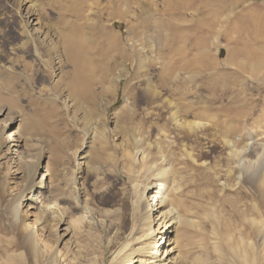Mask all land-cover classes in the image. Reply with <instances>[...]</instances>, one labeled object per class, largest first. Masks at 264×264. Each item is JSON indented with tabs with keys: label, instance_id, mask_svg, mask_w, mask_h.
<instances>
[{
	"label": "rangeland",
	"instance_id": "374dc122",
	"mask_svg": "<svg viewBox=\"0 0 264 264\" xmlns=\"http://www.w3.org/2000/svg\"><path fill=\"white\" fill-rule=\"evenodd\" d=\"M210 1L190 0L180 11L173 10L169 0H0V64L16 69L12 75L5 72L0 84V124L7 125L0 139V264H33L22 247L23 231L16 227L18 223L27 230L38 227V238L47 252L59 250L55 264H101L108 239L119 240L117 230L131 228L140 217L138 212L132 213L127 199L120 198L133 183L124 166L129 162L125 154L132 147L128 145L135 142L151 147L148 168L135 177L140 190L147 189L145 198H152L157 182L167 181L157 175V168L169 164L180 173L181 188L176 193L179 211L193 221L156 232L157 239L161 237L157 244L168 243L173 236L179 243L175 254L181 264H212L216 255L213 243L218 239L211 226L202 222L201 213L217 206L230 221L234 217L231 202H251L254 196L243 182L234 190L221 191L204 166L182 157L181 144L187 143L199 162L207 159L211 166L217 163L225 168L231 161L213 130H207L209 141L202 133L188 137L173 128L166 103L160 107L148 99L154 89L180 106L193 102V108H198L207 98L221 123H231L237 139L244 144H264V115L258 121L227 118L233 102L245 100L240 95L243 75L233 66L238 56L230 55L241 44L234 29L241 27L239 19L264 21V0ZM93 7L109 35L100 34L95 21L89 28L87 16H92L89 12ZM219 8L221 15L214 19L211 9ZM32 11L39 18V25L30 27L35 37L40 39L47 32L52 38L51 50L38 43L42 56L30 44L24 46L25 36L18 33L22 20ZM160 24L163 26H157ZM76 27L90 37L82 54L94 67L91 72L88 68L87 74L93 72L89 85L98 95L95 104L85 102L81 107L67 87L73 65L64 56L58 59L54 50L62 45L60 35ZM179 33L186 37L182 50ZM141 55L143 66L139 64ZM117 75H121L118 82ZM261 83L252 82L245 102H253L246 106L255 117L264 113L260 110L264 98ZM185 116L205 121L192 114ZM105 127V138L93 137V128L102 132ZM10 132L16 141L9 140ZM157 142L166 155L153 149ZM17 143H21L18 155L16 146L8 149ZM203 148L207 152L202 157ZM254 155L247 158L254 160ZM133 170L137 173L138 166ZM37 197L41 202L32 200ZM47 203L51 210L45 221L42 204L47 209ZM164 204L169 208L167 200ZM90 214L96 220L110 216L105 224L99 221L92 225ZM157 221L155 214L153 220L139 225L137 236H141L143 247L152 241L145 233L150 226L158 228ZM170 229H174L173 234ZM48 259L42 264H53Z\"/></svg>",
	"mask_w": 264,
	"mask_h": 264
},
{
	"label": "bare ground",
	"instance_id": "6f19581e",
	"mask_svg": "<svg viewBox=\"0 0 264 264\" xmlns=\"http://www.w3.org/2000/svg\"><path fill=\"white\" fill-rule=\"evenodd\" d=\"M189 1L190 0H185V1L169 0V5L171 4L173 5L172 7L173 10L181 11L189 6ZM29 6L31 7V9L34 8L33 4H30ZM211 10H212L211 16L214 19L222 12L221 8L211 9ZM95 12L96 11L93 7V9H91L89 12V14L92 16L91 17L87 16L89 28L91 29L95 21L97 25H99L100 27L99 28L100 34H103V36L107 34L109 35L106 29H104V24H101L95 17L94 15ZM25 17L26 20L24 21L22 20V25L20 26L21 28L20 30H18V33L25 36L24 46L27 43L30 44L34 52L37 55L42 56L41 55L42 49L40 50L38 43L40 42L49 48L51 44L50 41L52 38L49 39V36H47V32H43L41 34L42 38L40 39H37L35 37L34 32L30 27L39 25V18L36 12L32 11L28 16ZM244 20L245 19H239V21L241 22V27L234 29L236 31V34L239 35L238 38H240L241 44H239L237 49H232L230 55L234 57L238 56L233 66L236 68V70L239 73H241V75H243L242 85L240 87L241 89L240 95L241 98H243L242 101L244 99L245 100L243 102L241 101L242 103L233 102L234 104L231 105L230 108H228L229 115H227V118L229 117L231 120L252 118L253 121H258L259 119L262 118L264 113L258 117L253 116V113L250 112L249 110L251 109L249 108V106L253 102H250L251 103L250 105L248 104L249 100L247 101V103L245 102L247 98L249 99L247 95L248 94L247 91L251 89L253 85L252 82L253 83L262 82L260 84V88L262 89L261 91L264 92V21L263 19L262 20L251 19L252 21H250V19H248V21H244ZM253 23L255 24L258 23V26L254 27L255 24L252 26ZM157 26L162 27L163 24ZM244 32L248 35L245 36L247 37V39L245 37H242V34ZM82 33H83L82 29H80L79 27L70 30V32L63 33L62 35H60L61 36L60 39L62 41L61 43L62 45L60 46V49L57 46L56 49H54L58 59L61 60L62 56H64L65 59L73 65L71 79H69V81L67 82V87H69L73 99L78 103L80 107L84 106L85 102L93 105L98 100V95H96V93L89 85L91 79H93L92 76L93 72L92 73L90 72L93 71L94 67L92 68V65L90 63L91 61L88 59V57L84 58L86 55L84 56L82 54V47L85 42L90 41V37L85 32L83 34ZM178 39L179 42H181L179 47L182 50L183 46L186 44V37L184 36L183 33H179ZM228 39L230 40V38ZM51 47L49 48L50 50ZM240 55L243 57H241ZM142 57L143 56L141 55L139 58V62H140L139 64H141V66L144 65V60ZM214 64L217 65L218 63H214ZM88 68L91 69L90 72L88 71L89 74H87ZM168 68L172 69L170 65ZM5 72L9 75H12V73L16 72V69L12 65L7 66L6 64L3 65L0 64V84L4 81L6 74ZM120 78L121 75H117L115 79L118 82ZM225 81L227 82V80ZM230 90L231 89H229L228 91ZM148 99L153 102L156 101L158 103V106L160 107L162 106L165 107L163 105V102L166 103V107L169 111L170 122L174 126L173 128H175V130L177 129L184 131V134L188 137L197 136L200 135V133H202L201 135L203 139L209 141L207 137V130H209V128L213 130L214 133L217 135L216 140H218V142H220L227 150V155L229 156L228 161H231L228 162V165L225 168L223 167L219 168L217 163L216 165L211 166L210 163L207 162V159H203L202 161L200 160L201 162H199V160L195 158V153L192 150L191 151L188 150L187 143L181 144L180 149L182 148L183 151L182 157H185L192 162H196L204 166L205 170L209 172L211 176H213L216 183L220 187L221 191L224 192L227 189L234 190L238 183L240 184V182H243L245 184H248L246 186L248 189H250V194L254 196V197L251 196L253 200L251 202H245L241 204L238 203V201L231 202V207L233 208L234 217L231 218L230 221L226 220L225 215L227 213L224 214L222 210L218 211L217 206L211 207L201 213L202 222L205 224H209V226H211L212 233L214 234L213 236L217 237L218 239V241L213 243L214 244L213 248L214 251L216 252V255H215V259L212 261V264H264V144H260L261 142L256 143V141L253 142L255 144H251L252 142L247 143L246 141H245L246 143L244 144L242 140L237 139V137L235 136L236 135L235 132L232 131V129L229 127L231 126V123L229 125L228 124L223 125V123H221L222 119L220 120L218 114L214 112V108H213L214 105L212 106L211 102H209L208 101L209 99L207 100V98L205 100L206 103L204 102L205 104H203V106L198 108L196 107L197 110H194L196 108H193V104H192L193 102L189 103L187 106L184 105L180 106L178 103L173 102L169 98L167 99L163 97V95H161V92L159 93V91H157L156 89H154V92L151 93V96H149ZM234 101H237V99ZM260 103L262 105L260 110H264V98L260 100ZM247 104L249 106H246ZM2 112L3 110H0V116L3 115ZM225 112L227 111L225 110ZM188 114H192L194 115V118H199L205 121H201L197 119L188 120L183 117ZM6 128L7 125L0 124V139ZM93 130L95 133L94 134L95 136H93L94 138H96V136L105 138L106 127L104 129L105 131L103 130L102 132L97 130V128H93ZM8 138L11 141L17 140L16 138H14L13 132L9 133ZM216 140L213 141L217 143ZM139 144H140L139 142H135L132 145H128L129 147L131 146L132 147H131V151H128V153L125 154L129 162L127 163L128 165L124 166L125 168L124 172L127 173L132 178L131 182L133 183H131L132 185H130V187H128L125 190V192L123 193L124 196L120 198L127 199L132 207V213L138 212L140 217L138 218V221L135 222V224L131 228L123 229L121 230V232L117 230L118 232L117 237L120 235L119 240L118 238L108 239V243L106 245V253L104 255L105 257L103 258L102 261H100V263L101 264H181L179 255L175 254L179 245L177 238H173V236H169V238L171 237L169 239V242L166 243V240L163 241L162 244L164 243L163 245L164 247H162L161 246L162 244L161 245L157 244L158 241L161 239V237L160 239H157L156 237L157 236L156 232H160L163 228H165L163 229V231H165L172 225H178L183 222H187L191 224L193 223V221L190 218L180 213L179 207L177 206L178 200L176 197L177 196L176 193L181 188L180 187L181 184L178 183L180 182V180L178 181L179 179L178 175L180 173L177 174V170H176L177 168L171 169V166H168L169 164L168 165L163 164L158 168L156 167L158 169V170L156 169L158 171L157 175H162L163 179L166 177L165 180L167 181L165 183L161 181L157 182L156 185H154L156 191L152 195L151 198L152 200L151 199L147 200L145 198V192L147 189L144 188L141 191L140 185L138 184L137 181L135 182V180L138 176H140L139 172L141 173L142 170H145V168L149 163L151 150L148 151V149H151V147L149 146V148H147L148 147L147 146L144 148L142 147L143 145L140 146ZM173 144L176 145L175 143ZM13 146H16L15 154L17 155L21 154V151L19 150L21 148V143L13 144L12 146L8 147V149L12 148ZM166 146L169 149H171L170 144L167 143ZM154 147L155 150L159 152L162 156L166 155L161 142H157V144L153 146V149ZM206 150H207L206 148H203L202 157L206 156L205 155V153L207 152ZM252 154L257 155V158L254 160L253 158L248 159L247 157ZM21 157L19 158L21 159ZM134 166H138L139 168L137 173L135 172V170H133ZM154 166H156V164ZM154 172L153 174L155 175L156 172L155 173ZM211 176L209 177L211 178ZM234 178L236 182L233 183L232 181ZM32 200L34 202H41L38 200V197L32 198ZM166 200L168 201L169 208H166L164 206ZM51 202L53 203V200ZM42 203L44 204V202ZM43 204H42V208L44 209L42 211H44L43 213L45 214L43 216L45 217V221H47V218H49L50 215L49 211L51 210L50 209L51 207H50V203H47L46 204L47 209H46L45 206L43 207ZM188 208H189L188 209L189 212L192 211V207H188ZM55 212H57V210L53 211L52 213L55 214ZM155 214L158 220L156 222L158 228L153 229L151 226L148 227L145 236H150V238H152V241L148 243L147 247H143L141 236H137L138 233L137 230L140 231V227H139L140 224H147L148 222L153 220V216ZM18 216H19V211L16 210L15 212L16 221L19 220ZM109 216L110 215H106L105 218L96 220L95 216L90 214V216H88V218L90 219L88 220L92 225H95V223L99 221L104 222L105 224ZM37 221L38 220L35 221V224H37ZM61 222L62 220H60V223ZM43 224L44 223H42V225ZM16 225L18 230L23 231L21 236L22 247H24L25 250L28 252L30 258L32 259L33 264H42V261L43 263H45L48 257H49L48 262L55 264L54 261L57 260V256L59 255V250H54L52 253L46 251V248L43 246V244L40 242L38 238V227H36L37 230H34L35 226L33 229L27 230L24 228V225L22 223L21 224L18 223ZM44 227H46V224L43 225V228ZM170 232L173 234L174 229L172 230L170 229ZM173 243H175L176 245L173 246ZM154 247H156V249L151 250Z\"/></svg>",
	"mask_w": 264,
	"mask_h": 264
}]
</instances>
